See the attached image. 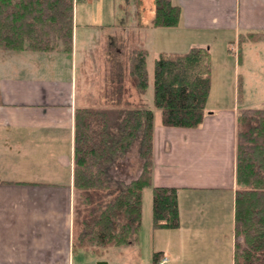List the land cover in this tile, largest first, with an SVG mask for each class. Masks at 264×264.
I'll use <instances>...</instances> for the list:
<instances>
[{"label":"crops","instance_id":"crops-1","mask_svg":"<svg viewBox=\"0 0 264 264\" xmlns=\"http://www.w3.org/2000/svg\"><path fill=\"white\" fill-rule=\"evenodd\" d=\"M79 1L88 10L94 0L75 3L71 52L0 49V264H128L127 256L129 264H153L155 251L168 257L165 264H235L238 109L207 108L201 125L193 128L165 126L157 118L155 59L160 52L183 51L152 47L163 27L152 23L154 0H142L139 13L134 17L130 12L124 25L132 26L133 36L148 51L149 85L137 100L154 113L151 181L177 188L180 225L150 231L147 226L137 244L74 245L75 111L115 104L102 94V81L106 87L108 80L100 76L112 58L105 50L108 33L118 25L114 15L83 21V26L107 32L78 51ZM116 3L109 0L111 7ZM172 3L181 6L176 25L181 29L264 38V0ZM158 235L170 236L159 244Z\"/></svg>","mask_w":264,"mask_h":264},{"label":"trees","instance_id":"trees-1","mask_svg":"<svg viewBox=\"0 0 264 264\" xmlns=\"http://www.w3.org/2000/svg\"><path fill=\"white\" fill-rule=\"evenodd\" d=\"M74 5V0H0V48L61 47L71 52ZM155 7L154 26L179 24V4L155 0ZM147 53L138 49L131 60L130 73L141 94L149 85ZM119 84L122 88V82ZM211 85L209 46L160 52L154 62V105L161 111L163 125L199 127L207 113ZM120 102L115 99L111 106H85L75 111L74 187L80 200L74 215L81 227L75 246L137 244L143 189L148 186L153 197L152 227L180 225L177 188L151 181L154 113L145 103L128 101L122 107ZM236 124L235 264H264V107L239 109ZM139 133L142 169L127 182L116 177L111 167L127 154ZM161 256V252H153V264Z\"/></svg>","mask_w":264,"mask_h":264},{"label":"rangeland","instance_id":"rangeland-1","mask_svg":"<svg viewBox=\"0 0 264 264\" xmlns=\"http://www.w3.org/2000/svg\"><path fill=\"white\" fill-rule=\"evenodd\" d=\"M76 1L74 0L75 3ZM103 1L105 0H94L89 3L88 10H85V5H81L80 1L77 4L80 9L77 18L79 25L75 31L77 49L78 51H82L80 48L86 47L88 41L93 43V39L97 37L101 39L103 38L101 36L107 32L106 29L101 27L83 26L81 25L83 21L88 19L99 21L97 19L101 18L100 14L104 17L108 16L107 19L111 20L114 15V18L118 21V25L115 27V30L109 31V37L106 40L108 42H105V50H109V56L112 58L108 61L107 71L104 70V73L100 76L104 78L106 74L105 77L108 80L106 87L105 83L103 84L105 79L102 81L101 91L102 94L106 92V98L109 100L114 99L115 102V99H120L121 102L119 104L122 107H127L129 99L132 100V105H139L140 103L137 100L139 93L130 73L131 60L138 49L145 48H143V42H139L133 36L135 30L132 29V26L131 29H128L127 24L124 25V21L127 22V16L130 12L134 17L139 13L142 0H139L141 3L137 1L133 2V5L131 4L132 0L130 2H127V0H116V8L109 5V0H106L105 5ZM74 12L75 5L73 14ZM156 33L158 34L157 41L156 44L152 45L156 49L162 47L167 51H184L187 48L189 49L190 46H209L211 51L212 85L208 99L210 102H207V108L214 110L233 109L235 107L239 110L244 107H264V38L250 39L246 34L238 37L233 33H223L222 31H190L177 26H163ZM55 49H61V47H56ZM78 54L80 57V52ZM240 55L242 56L241 61ZM92 57L94 58L95 55L92 54ZM119 74L121 77H119ZM120 81L124 86L122 88L119 84L121 83ZM157 118L161 119L160 113H158ZM140 141L141 133L134 140L127 154L122 158H118L113 163L111 172L116 177L129 182L139 175L143 163V158L139 154ZM146 189L143 198V224L140 235H142V232L147 231L148 227L149 231L152 230L153 197L151 189L149 187H146ZM77 194V190L75 189L74 213L80 200L78 198L79 194ZM80 228L76 223L74 215L75 238ZM161 235L156 236V243L166 242L170 236ZM142 241L145 243L144 240ZM129 262L131 261L127 256V263L129 264Z\"/></svg>","mask_w":264,"mask_h":264},{"label":"built area","instance_id":"built-area-1","mask_svg":"<svg viewBox=\"0 0 264 264\" xmlns=\"http://www.w3.org/2000/svg\"><path fill=\"white\" fill-rule=\"evenodd\" d=\"M168 261V257L166 255H164L160 261H159V264H165L166 262Z\"/></svg>","mask_w":264,"mask_h":264}]
</instances>
